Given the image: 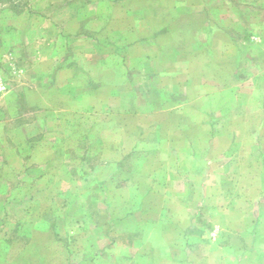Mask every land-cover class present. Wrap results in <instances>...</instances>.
<instances>
[{"label": "rangeland", "instance_id": "1", "mask_svg": "<svg viewBox=\"0 0 264 264\" xmlns=\"http://www.w3.org/2000/svg\"><path fill=\"white\" fill-rule=\"evenodd\" d=\"M0 264H264V0H0Z\"/></svg>", "mask_w": 264, "mask_h": 264}]
</instances>
